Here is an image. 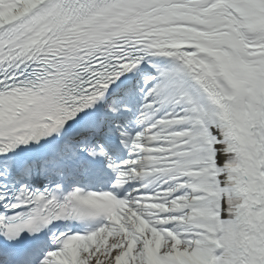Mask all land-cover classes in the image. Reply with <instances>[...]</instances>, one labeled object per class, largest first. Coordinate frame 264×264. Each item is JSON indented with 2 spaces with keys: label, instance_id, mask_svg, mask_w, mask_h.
Instances as JSON below:
<instances>
[{
  "label": "snow or ice",
  "instance_id": "obj_1",
  "mask_svg": "<svg viewBox=\"0 0 264 264\" xmlns=\"http://www.w3.org/2000/svg\"><path fill=\"white\" fill-rule=\"evenodd\" d=\"M0 264H264V0H0Z\"/></svg>",
  "mask_w": 264,
  "mask_h": 264
}]
</instances>
